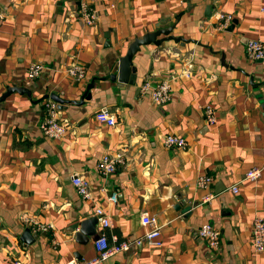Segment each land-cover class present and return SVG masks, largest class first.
<instances>
[{
	"label": "crops",
	"instance_id": "crops-1",
	"mask_svg": "<svg viewBox=\"0 0 264 264\" xmlns=\"http://www.w3.org/2000/svg\"><path fill=\"white\" fill-rule=\"evenodd\" d=\"M79 1L0 0V95L12 85L32 93L0 102V264L91 259L101 234L110 242L143 236V212L158 217L162 245H133L103 264H264L251 239L264 215V62L245 47L264 41V0H86L98 10L92 25L81 20ZM218 12L232 16L226 27ZM160 28L182 39L141 45L135 82L113 80L131 43ZM34 62L44 68L28 81ZM75 62L85 68L81 79L68 72ZM162 79H170L173 98L159 105L140 87ZM46 95L70 101L56 102L67 124L61 137L40 129ZM205 104L215 108V124L207 123ZM102 108L114 126L97 119ZM167 134L184 137L187 147L168 148ZM118 152L125 162L104 176L99 159ZM253 167L263 168L257 181L245 178ZM76 174L91 181L90 198L77 192ZM201 174L213 177L209 187L198 185ZM97 207L110 224L90 223L95 232L82 242L78 233ZM205 222L220 231L216 249L197 235Z\"/></svg>",
	"mask_w": 264,
	"mask_h": 264
},
{
	"label": "built area",
	"instance_id": "built-area-1",
	"mask_svg": "<svg viewBox=\"0 0 264 264\" xmlns=\"http://www.w3.org/2000/svg\"><path fill=\"white\" fill-rule=\"evenodd\" d=\"M79 16L82 21L88 25L95 23L98 17V10L92 8L86 0L79 1ZM219 20V27L223 28L228 25V22L232 19L231 15L218 12L216 14ZM246 54L249 58L253 60H260L264 62V41L260 39H249L246 41ZM44 66L42 63L34 62L28 66L27 69V80H34L40 76ZM68 72L81 79L85 76V68L80 63H72L68 68ZM140 91L143 95L150 97L151 101L155 104L164 105L169 103L172 98V87L170 79H162L157 83L151 85L149 82L144 83L140 87ZM45 110L47 111V116L40 125V129L44 135L50 138L61 137L67 131V124L59 121L57 116L58 106L57 103L51 99L45 102ZM204 116L207 123H216V111L211 104H205L202 106ZM97 119L100 123H104L110 126H114L117 121L114 115H112L108 109L102 108L96 113ZM164 144L168 148L176 147L185 149L188 145L187 140L176 134H167L164 137ZM124 154L122 152L118 153H105L98 161L97 169L104 176L113 175L118 172L120 165L125 161ZM263 173L262 167H253L246 173V179L251 181H257L260 179ZM72 183L75 186L77 192L84 199L91 197V181L83 175H73ZM197 183L200 187L207 188L213 183V177L208 174H201L197 178ZM232 192L237 194L240 191L239 183L234 184L231 187ZM109 200L113 203H117L118 195L117 193H112ZM96 214L98 215L101 225L104 227L109 226L110 217L104 211L102 207L96 208ZM141 223L147 227L146 232L143 236L134 238L132 240L110 242L105 234H101L96 238L94 244L97 251L95 257L83 260L75 264H103L109 257L130 251L132 246H141L146 243L151 246L159 247L162 245L161 238V225L157 216L151 215L147 212H143L141 215ZM197 235L205 239L211 248H218L221 240L220 231L211 223H203L197 230ZM252 244L256 252L264 251V215H258L252 226Z\"/></svg>",
	"mask_w": 264,
	"mask_h": 264
},
{
	"label": "water",
	"instance_id": "water-1",
	"mask_svg": "<svg viewBox=\"0 0 264 264\" xmlns=\"http://www.w3.org/2000/svg\"><path fill=\"white\" fill-rule=\"evenodd\" d=\"M172 31L170 28H160L157 29L154 32H148L144 34L142 37H137L129 46L127 53L120 57L119 59V69L116 74L111 75V78L113 80L118 79L120 82H126V83H134L135 82V75L134 73V68L132 66V59L133 56L139 51L141 45L144 44H149V43H155V44H161L164 40L168 39H174L176 42L180 41L182 37L174 36V35H169V33ZM161 34H165L166 37L158 39V36ZM93 86V81L87 86V90L84 92L82 96V102L84 101L85 98H91V93L90 90ZM18 92L20 94H27L28 96L31 97L32 93L31 91L25 87V86H17V85H12L7 87L6 91L3 92L0 95V102L4 101L7 97H9L11 94ZM51 98L53 101L59 103L60 105H63L64 103L70 102L68 100H64L60 98L58 95H46L44 98ZM264 108V104H263ZM98 216H95L93 219H89L86 221V223H89L88 229L85 227L82 228V231L78 233V236H80L82 242H87L89 240V234H94V229L90 227V223L94 221H98ZM85 236V237H84Z\"/></svg>",
	"mask_w": 264,
	"mask_h": 264
}]
</instances>
